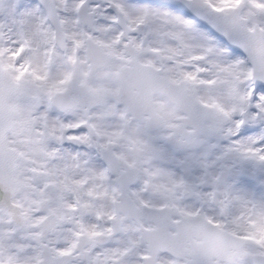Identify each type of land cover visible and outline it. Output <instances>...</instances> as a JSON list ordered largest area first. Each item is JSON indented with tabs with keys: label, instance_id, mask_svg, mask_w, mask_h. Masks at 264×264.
Masks as SVG:
<instances>
[{
	"label": "snow or ice",
	"instance_id": "6c2138e0",
	"mask_svg": "<svg viewBox=\"0 0 264 264\" xmlns=\"http://www.w3.org/2000/svg\"><path fill=\"white\" fill-rule=\"evenodd\" d=\"M0 264H264V0H0Z\"/></svg>",
	"mask_w": 264,
	"mask_h": 264
}]
</instances>
